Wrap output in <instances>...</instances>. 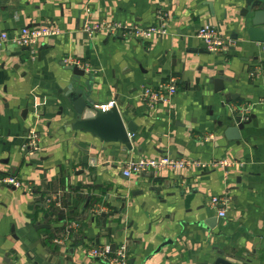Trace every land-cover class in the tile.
<instances>
[{
	"label": "crops",
	"instance_id": "obj_1",
	"mask_svg": "<svg viewBox=\"0 0 264 264\" xmlns=\"http://www.w3.org/2000/svg\"><path fill=\"white\" fill-rule=\"evenodd\" d=\"M243 8L242 0H0V33L60 30L41 40L34 59L25 53V65L22 48L0 49V174H19L26 185L0 187V264H101L88 247L121 244L128 264H264V43L236 30ZM104 21L161 22L166 33L142 43L83 31ZM207 24L222 33L227 51L210 53L196 39ZM70 59L98 84L96 108L115 101L137 127L131 152L88 134L58 136L52 124L65 106ZM171 76L178 91L169 107L139 98L144 86ZM218 79L229 95L214 93ZM238 107L249 108L248 123L237 124ZM230 127L240 140L227 139ZM30 133L40 137L39 150L25 156ZM163 156L233 166L122 175L127 160ZM51 196L59 207L47 205ZM213 197L228 199L223 219ZM67 223L79 227L66 230Z\"/></svg>",
	"mask_w": 264,
	"mask_h": 264
},
{
	"label": "built area",
	"instance_id": "obj_2",
	"mask_svg": "<svg viewBox=\"0 0 264 264\" xmlns=\"http://www.w3.org/2000/svg\"><path fill=\"white\" fill-rule=\"evenodd\" d=\"M83 31L87 33L89 37H93L99 33H105L109 36H120L122 38H130L139 42H148L155 37H162L165 35L166 30L163 24L151 26L148 28L139 27L136 25H126L120 22L104 21L103 23H85ZM60 34V30L57 27H24L20 30V33L11 36L6 32L0 33V49L7 45H14L18 48H27L29 57L32 59L36 56V49L41 40L55 37ZM195 37L199 40L204 48L210 53H222L227 51L228 42L223 37L218 28L212 25H203L196 33ZM264 49V45H263ZM69 64L72 66L85 69L83 64L78 60H69ZM178 91L177 79L170 77L159 86H144L139 93V98L149 107L153 108L157 105H164L169 107L173 97ZM116 105L115 101H111L107 105H103L100 108L105 111ZM238 114V125H243L249 122V108L238 107L236 110ZM213 139V135H209L205 138L206 141ZM40 137L35 133H30L25 137L23 146L21 147L22 153L25 156H29L39 150ZM233 166V163L229 160H211L210 162H201L190 158L176 159L170 156H163L159 159H147V160H134L130 159L122 165V175L125 178L136 177L142 173H157L164 170L169 171H181L187 168H196L199 170H227ZM25 183L19 176V174H0V187L12 188L14 190H23ZM57 199V198H56ZM54 196H51L46 200L47 205L55 203L59 207L58 200ZM210 205L217 209L218 217L223 219L225 217V209L228 199L223 197H213L210 199ZM101 212L99 206L93 208L92 213ZM79 227L76 223H67L66 230H73ZM87 256L101 264H128V248L125 244H121L116 249L112 250L109 246H90L87 249Z\"/></svg>",
	"mask_w": 264,
	"mask_h": 264
},
{
	"label": "water",
	"instance_id": "obj_3",
	"mask_svg": "<svg viewBox=\"0 0 264 264\" xmlns=\"http://www.w3.org/2000/svg\"><path fill=\"white\" fill-rule=\"evenodd\" d=\"M244 8L241 13V20L236 24V30L245 35L251 43H264V0H242ZM27 48H22L19 55V62L22 65L28 64V58L25 53ZM71 78L68 82V93L64 96L65 106L61 107L56 114V120L53 126L56 128L58 136L76 135L78 133L88 134L97 138L104 144L121 145L125 151H132V143L137 137V127L133 122H126L116 105L105 111L91 99L97 83L91 75L84 69L77 66H70ZM214 93L229 95L224 88L223 80H213ZM231 95V94H230ZM232 97V95H231ZM229 100L227 102H230ZM225 136L229 140H240L239 130L236 127H230L226 130ZM155 191H159L158 189ZM211 220L205 221L209 228H212ZM202 225V222H200ZM215 234H219L217 231ZM169 242H165L157 248L160 251ZM4 263L9 264L5 258ZM216 264H229L222 259H218Z\"/></svg>",
	"mask_w": 264,
	"mask_h": 264
}]
</instances>
